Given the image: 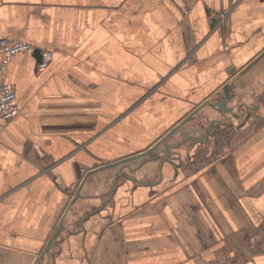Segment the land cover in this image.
<instances>
[{
  "label": "crops",
  "instance_id": "obj_1",
  "mask_svg": "<svg viewBox=\"0 0 264 264\" xmlns=\"http://www.w3.org/2000/svg\"><path fill=\"white\" fill-rule=\"evenodd\" d=\"M0 39L52 53L4 78L0 264H264V0H0Z\"/></svg>",
  "mask_w": 264,
  "mask_h": 264
},
{
  "label": "built area",
  "instance_id": "obj_2",
  "mask_svg": "<svg viewBox=\"0 0 264 264\" xmlns=\"http://www.w3.org/2000/svg\"><path fill=\"white\" fill-rule=\"evenodd\" d=\"M37 48L19 39H0V55L5 60L0 65V120L9 121L19 113L16 107V91L12 85L5 82L9 60L18 54L33 55ZM42 61L37 65V72L44 71L52 60V53L46 49H39Z\"/></svg>",
  "mask_w": 264,
  "mask_h": 264
},
{
  "label": "water",
  "instance_id": "obj_3",
  "mask_svg": "<svg viewBox=\"0 0 264 264\" xmlns=\"http://www.w3.org/2000/svg\"><path fill=\"white\" fill-rule=\"evenodd\" d=\"M33 56L35 57V58H37V60L39 61V62H41L42 61V55H41V53H40V50H39V48H37L36 50H35V52L33 53ZM224 99L223 100H227V101H230V99L232 98L231 97V94H229V91H228V89L227 88H225L224 89ZM232 113V112H231ZM221 116H222V118H224L225 119V121L228 123V125H231V123H230V121L232 120V119H230L224 112H222L221 113ZM225 122V123H226ZM214 123L215 124H220L221 122L220 121H218V120H215L214 121ZM222 124V123H221ZM169 160H170V163H172V164H175V159L173 160V158H169Z\"/></svg>",
  "mask_w": 264,
  "mask_h": 264
}]
</instances>
